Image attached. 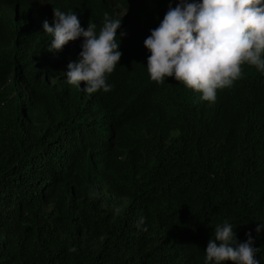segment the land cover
Returning a JSON list of instances; mask_svg holds the SVG:
<instances>
[{"label": "trees", "instance_id": "1", "mask_svg": "<svg viewBox=\"0 0 264 264\" xmlns=\"http://www.w3.org/2000/svg\"><path fill=\"white\" fill-rule=\"evenodd\" d=\"M47 1L21 0L24 21L0 39V264H205L225 220L264 264V73L245 65L214 103L152 81L144 40L179 0H130L111 91L63 79L58 97L33 68L66 73L75 51L38 43L44 14L75 12L98 32L126 0Z\"/></svg>", "mask_w": 264, "mask_h": 264}, {"label": "clouds", "instance_id": "2", "mask_svg": "<svg viewBox=\"0 0 264 264\" xmlns=\"http://www.w3.org/2000/svg\"><path fill=\"white\" fill-rule=\"evenodd\" d=\"M34 1L38 7L48 4L47 0ZM129 1L111 3L114 14H104L98 32L91 20L83 28L75 12L54 7L44 14L38 43L47 45L50 52L68 47L75 53L63 65V71L67 66L66 73H55L53 68L43 66L33 68L41 78L42 90L59 97L67 89L65 79L69 86L88 95L111 91L108 77L122 57L120 37L126 33L118 36V29L128 13ZM25 14L21 0H0V39L12 38L11 31L22 24ZM78 44L82 47L79 55ZM144 46L151 53L147 72L152 81L163 84L165 78L174 77L200 93L203 101L214 103L218 90L232 87L243 77L245 65L264 73V0H179L175 7L170 4L159 26L144 40ZM21 80L25 89L35 83ZM143 223L141 218L137 227ZM255 231H264V223H258ZM246 235L248 239L241 242L232 223L225 220L217 224L205 251V264H259L255 257L260 249L254 246L251 232Z\"/></svg>", "mask_w": 264, "mask_h": 264}]
</instances>
